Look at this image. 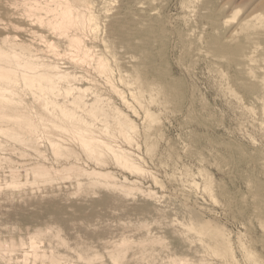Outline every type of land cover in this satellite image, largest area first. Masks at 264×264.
I'll return each mask as SVG.
<instances>
[{"label":"rangeland","instance_id":"obj_1","mask_svg":"<svg viewBox=\"0 0 264 264\" xmlns=\"http://www.w3.org/2000/svg\"><path fill=\"white\" fill-rule=\"evenodd\" d=\"M85 3L0 0V264H264V0Z\"/></svg>","mask_w":264,"mask_h":264},{"label":"bare ground","instance_id":"obj_2","mask_svg":"<svg viewBox=\"0 0 264 264\" xmlns=\"http://www.w3.org/2000/svg\"><path fill=\"white\" fill-rule=\"evenodd\" d=\"M77 3H79V4H81L82 6H83V4L85 3V1H86V3H87V0H75ZM85 3V4H86ZM77 5V4H76ZM82 9V8H81ZM79 13V12H78ZM80 15L82 16V14H81V11H80ZM80 17V16H79ZM88 22V21H87ZM7 40V39H6ZM4 42V41H3ZM13 46V45H12ZM11 49V48H10ZM6 51V50H5ZM2 52H3V50H2ZM15 52V51H14ZM5 53V52H4ZM16 53V52H15ZM14 53V54H15ZM13 54V55H14ZM0 55H2V54H0ZM9 55V54H8ZM16 55V54H15ZM11 56V55H10ZM21 56V55H20ZM1 57H6V55L5 56H1ZM12 57V56H11ZM15 57V56H14ZM14 57H13V59H14ZM17 58H20L19 57V55H17L16 56ZM15 57V58H16ZM37 59V58H36ZM15 60V59H14ZM25 61H28V60H25ZM21 62V61H20ZM18 63V62H17ZM30 63H32L33 64V61L32 62H30ZM29 63V61H28V63L26 62V63H20V64H18L17 66H19V68L21 67V68H23V69H28V68H30L32 65ZM11 64H12V62H11ZM15 64H16V60H15ZM41 64V63H40ZM50 64V63H49ZM37 65V64H36ZM46 65V64H45ZM44 65V66H45ZM33 66H34V64H33ZM42 67V66H41ZM33 68V67H32ZM35 68V67H34ZM33 68V69H34ZM23 69H22V72H23ZM49 69V68H48ZM53 69V68H52ZM6 70H9V69H6ZM5 70V71H6ZM12 69H10V71H11ZM32 70V69H31ZM9 71V72H10ZM13 71H14V69H13ZM12 71V72H13ZM35 71V70H34ZM12 72H10V73H12ZM25 72L27 73V71L25 70ZM24 72V74H26ZM41 73V72H40ZM33 74H35L34 72H33ZM44 74V73H43ZM42 73H41V79H44L43 81H45V84L47 83V82H49V81H47V80H49V78H50V76H47V74H44L43 75ZM53 74V73H52ZM57 74V73H56ZM1 75V74H0ZM7 75H8V72L6 73V72H4L2 75H1V77L2 78H6L7 77ZM11 75V74H10ZM14 75H15V72H14ZM30 75V74H29ZM36 75V74H35ZM38 75H39V73H38ZM51 75V74H50ZM58 75V74H57ZM40 76V75H39ZM0 77V78H1ZM53 77H54V75H53ZM57 77V76H56ZM28 77H26V79H27ZM40 78V77H39ZM55 78V77H54ZM59 78H62V75L61 76H58V79ZM27 80H29V79H27ZM33 80V79H32ZM36 80V79H35ZM8 81V80H7ZM10 81V80H9ZM38 81H39V79H38ZM38 81H36L37 83H38ZM47 81V82H46ZM51 81V80H50ZM53 81V80H52ZM52 81L51 82H49L50 84H49V88H51L52 89V91H51V89H49L51 92H53V90H55V89H53L54 88V86L53 87H51L50 85H51V83H52ZM39 82H42V81H39ZM53 85V84H52ZM31 86V85H30ZM40 87L41 86H44V85H42V83L39 85ZM39 87V88H40ZM34 88H35V86H34ZM48 90V91H49ZM81 90V89H80ZM2 91V90H1ZM6 91V90H5ZM10 91V90H9ZM4 92V91H3ZM38 92V91H37ZM8 93V92H7ZM39 93V92H38ZM75 103V102H74ZM93 105V104H92ZM92 110V109H91ZM92 112V111H91ZM94 114H96V113H94ZM126 127V126H125ZM129 128V127H128ZM81 137H82V135H81ZM97 139L95 138V136H85L84 135V137L81 139V142H82V144L84 145V146H86L88 149H90V151H91V153H98L99 154V157L101 156L100 154L103 152V151H105V150H103L104 148H108V149H111V147L110 146H108V145H103V146H97V145H94L93 143L94 142H97L96 141ZM76 141H77V139H76ZM101 142V141H100ZM100 152V153H99ZM119 153V152H118ZM104 154V153H103ZM119 155V154H118ZM98 156V155H97ZM97 163V162H96ZM71 167V166H70ZM73 168V167H72ZM88 192V191H87Z\"/></svg>","mask_w":264,"mask_h":264}]
</instances>
